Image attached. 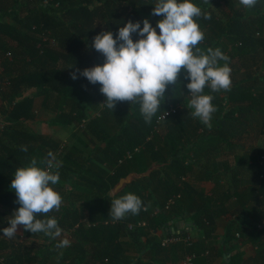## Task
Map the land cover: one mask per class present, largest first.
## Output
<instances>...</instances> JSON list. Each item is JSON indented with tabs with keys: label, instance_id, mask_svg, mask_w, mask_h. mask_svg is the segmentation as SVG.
Here are the masks:
<instances>
[{
	"label": "trees",
	"instance_id": "1",
	"mask_svg": "<svg viewBox=\"0 0 264 264\" xmlns=\"http://www.w3.org/2000/svg\"><path fill=\"white\" fill-rule=\"evenodd\" d=\"M157 2L0 0V264H163L193 253L197 257L207 250L205 239L215 228L209 212L190 215L194 229L205 234L204 240L199 238L191 246H162L156 235L158 229L166 230L169 216L187 215L181 211V204L185 203L191 184L183 177L191 176L193 168H198L190 156L195 153L196 144L188 143V139L203 137L206 131L205 124L192 120L190 115L187 73L182 69L177 84L167 86L161 109L147 123L140 103L118 102L110 110L104 104L106 96L100 91L101 85L90 83L77 71L105 62L103 54L92 47L98 33L110 30L115 39L127 21H140L143 27L145 18L156 27L162 19L152 14ZM193 3L202 10L201 17L196 19L205 33L198 47L204 51L208 47L219 48L229 57L232 70L230 90L211 93L218 117L236 112L241 115L244 109L240 105L264 104V0H257L251 8L240 0ZM205 15L210 18L205 19ZM132 38L136 41L140 37L133 33ZM73 72L76 79L72 78ZM238 74L247 76L232 80ZM253 74L261 75L263 80L252 79ZM32 89L44 98L46 107L60 111L54 122L71 127L74 139L83 148L28 128L35 117V96L27 95ZM204 93L209 94L210 89L205 87ZM173 104L178 106L177 112L158 124V116ZM86 106L100 115L90 116ZM83 119H89L85 127H81ZM223 129L221 124L216 128ZM23 147H27L26 152ZM137 147L140 151L134 152ZM129 150L134 152L133 157L120 163ZM49 152L61 165L60 180L54 187L63 202L58 211L38 214L37 218L54 217L62 233L74 231L76 242L64 248L57 246L61 237L52 238L43 232L32 234L24 230L22 240L3 235L12 213L20 207L10 188L16 169L27 166L32 158L38 163L47 159ZM261 155L263 161L264 154ZM153 163L159 167L150 175L135 179L118 194L112 193L120 178L131 172H144ZM82 186L87 190H81ZM258 187L260 200H255L256 206L264 199V175ZM129 192L141 198V210L114 221L109 215L111 201ZM176 194H180L176 204L167 209V200ZM198 198L213 205L212 197L198 194ZM81 202L85 209L79 206ZM254 218V225L248 229L261 239L264 212ZM141 221H146L147 226H138ZM129 224L138 226L137 232L146 237L144 248L126 239ZM234 231L238 228H227V238ZM178 233L185 235L189 231L179 229ZM130 251L139 256H129ZM230 259V264L241 262L235 256ZM257 259L264 264V247L258 251Z\"/></svg>",
	"mask_w": 264,
	"mask_h": 264
},
{
	"label": "clouds",
	"instance_id": "2",
	"mask_svg": "<svg viewBox=\"0 0 264 264\" xmlns=\"http://www.w3.org/2000/svg\"><path fill=\"white\" fill-rule=\"evenodd\" d=\"M240 3L251 8L257 0H240ZM152 14L162 17L156 27L145 18L143 27L140 21H127L115 39L110 30L98 33L92 47L103 54L105 62L77 71L90 83L101 85L107 108L113 111L118 102H138L145 122L150 123L161 109L167 86L177 84L183 69L190 78L187 88L191 94L188 105L193 109L191 114L211 128L213 113L217 111L211 93L228 91L231 87L229 57L219 48L208 47L204 51L198 47L205 33L196 19L201 17L202 10L193 0H158ZM133 33L140 38L134 41ZM72 78H77L76 72ZM205 87L210 89L209 94L204 93ZM166 116L164 111L161 118ZM22 150L26 152L27 147ZM60 166L49 152L47 159L38 163L32 158L27 166L16 169L10 188L15 191L20 207L12 213L9 226L3 229L4 236H17L18 226L32 234L61 236L62 229L56 218H37L38 214L58 211L61 207L62 196L54 187L60 180ZM141 208V198L129 192L111 201L109 215L118 221L128 213L138 214ZM70 243L65 238L57 246L64 248Z\"/></svg>",
	"mask_w": 264,
	"mask_h": 264
},
{
	"label": "crops",
	"instance_id": "3",
	"mask_svg": "<svg viewBox=\"0 0 264 264\" xmlns=\"http://www.w3.org/2000/svg\"><path fill=\"white\" fill-rule=\"evenodd\" d=\"M246 76L238 74L232 76V80L243 79ZM257 77L258 80H263L261 75L260 77L258 74L252 75V79ZM27 95L35 96V117L28 123L31 131L48 134L71 144L77 143L78 147L83 148V144L74 139L71 127H64L54 122L60 111L46 107L44 98L37 95V90L32 89ZM240 106L244 109L241 115L237 112L226 116L221 114L219 118L216 111L212 116V127L205 125V136L188 139V143L196 144L195 153H190V156L194 157L198 168H193L191 176H185L186 181L191 184V190L186 194L187 201L181 204V211L185 212L184 216L186 213L187 215L169 216L166 230L156 231L159 240L168 234L178 233L179 229L188 230L194 241L199 238L204 240V232L195 230L193 222L189 219L190 215L196 212H199L200 216L209 212L215 228L205 239L207 250L197 255L194 264H221L225 260V255L229 258L235 256L237 261H241L240 264H262L260 259L255 260V258L258 251L264 247V233L259 239L248 228L254 225V216H259L261 211L264 212V199L260 206L255 205V200L260 196L258 185L264 175V160L260 158L261 154H264V104L252 107ZM86 108L90 116L96 115V111L88 106ZM192 111L193 109L190 108L191 113ZM189 119L191 120L190 116ZM197 119L192 116V120ZM220 124L224 129L217 131L216 128L220 127ZM201 131L202 129L199 130ZM81 190L87 189L82 186ZM262 191L264 193V189ZM198 194L206 198L212 197L213 205L206 200L202 201L198 198ZM79 206L85 209L84 202ZM84 212L87 213V210ZM262 222L264 223V219ZM230 226L234 230L238 228V231L232 232V237L227 238L226 231ZM260 226L262 228V224ZM137 227L129 224L130 229H127L126 239L134 241L142 249L147 239L137 232ZM23 232V226H18L17 236L23 237ZM60 237L70 242L77 240L74 231L71 234L64 232ZM127 254L134 258L139 256V253L134 251ZM157 258L161 260L162 256L157 255ZM184 260L174 259L163 264H184Z\"/></svg>",
	"mask_w": 264,
	"mask_h": 264
},
{
	"label": "built area",
	"instance_id": "4",
	"mask_svg": "<svg viewBox=\"0 0 264 264\" xmlns=\"http://www.w3.org/2000/svg\"><path fill=\"white\" fill-rule=\"evenodd\" d=\"M52 42H54L55 40L52 39L51 40ZM8 55H11L10 53ZM178 110V106L176 105H170L169 108H167L166 111L167 112V116L165 117V119L173 114V113H176ZM164 111L158 116L157 118V123L160 124L161 122H163L165 119H162L161 117L163 116L164 114ZM100 115V112H97L96 113V116H99ZM89 121V119H83L82 123H81V127H85L86 123ZM140 147H137L134 152H139L140 151ZM134 152L133 151H127L126 155L124 156L123 159H120L119 162H123L124 159H130L133 157L134 155ZM60 151H58L57 154H59ZM56 157V156H55ZM183 179H186L185 177H183ZM180 197V194H176V195H173L171 197H169V199L167 200V203H166V208H170L172 207L173 205L176 204L178 198ZM146 209V208H145ZM158 213V210L156 209L154 211V214H157ZM138 226H146L147 225V222L146 221H141L137 224ZM73 231H68V234H71ZM67 233V232H66ZM193 237L190 233L188 234H185V235H182L180 233H172V234H168L164 237L161 238V245L162 246H169V245H172V244H176V243H184L186 244L187 246H191L193 244ZM196 258V255L193 253V254H189L187 255V257L185 258L184 260V264H194V260Z\"/></svg>",
	"mask_w": 264,
	"mask_h": 264
},
{
	"label": "water",
	"instance_id": "5",
	"mask_svg": "<svg viewBox=\"0 0 264 264\" xmlns=\"http://www.w3.org/2000/svg\"><path fill=\"white\" fill-rule=\"evenodd\" d=\"M158 167H159L158 164L153 163L152 166L144 172H131L128 175L120 178V180L113 187V190H112L113 194L115 195L121 192L128 184L132 183L135 179L150 175V173ZM224 258L225 260L221 264H229L230 258L227 257V255H225Z\"/></svg>",
	"mask_w": 264,
	"mask_h": 264
},
{
	"label": "rangeland",
	"instance_id": "6",
	"mask_svg": "<svg viewBox=\"0 0 264 264\" xmlns=\"http://www.w3.org/2000/svg\"><path fill=\"white\" fill-rule=\"evenodd\" d=\"M8 21H11L10 19H7ZM20 240H22V236L19 237ZM53 259H55V257H53Z\"/></svg>",
	"mask_w": 264,
	"mask_h": 264
}]
</instances>
